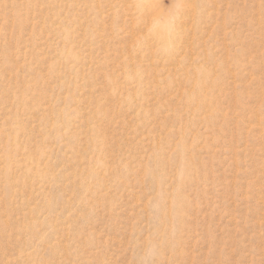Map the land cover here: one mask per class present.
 I'll return each instance as SVG.
<instances>
[{"label": "rangeland", "instance_id": "1", "mask_svg": "<svg viewBox=\"0 0 264 264\" xmlns=\"http://www.w3.org/2000/svg\"><path fill=\"white\" fill-rule=\"evenodd\" d=\"M0 264H264V0H0Z\"/></svg>", "mask_w": 264, "mask_h": 264}, {"label": "bare ground", "instance_id": "2", "mask_svg": "<svg viewBox=\"0 0 264 264\" xmlns=\"http://www.w3.org/2000/svg\"><path fill=\"white\" fill-rule=\"evenodd\" d=\"M178 1H180V0H178ZM170 16L167 17L165 23L168 22V24H169L170 22H172L171 18L177 17L176 14H173L171 17ZM160 32H161L160 36L164 39V45L166 47V50L169 51L170 50V47H169L170 46V42L172 41L173 36H175L176 32L173 33V30L171 29V25L170 24L167 25V23H166V26L162 27ZM171 35H173V36L171 37Z\"/></svg>", "mask_w": 264, "mask_h": 264}]
</instances>
